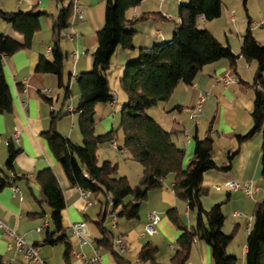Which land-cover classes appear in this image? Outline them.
Segmentation results:
<instances>
[{"label": "crops", "instance_id": "crops-1", "mask_svg": "<svg viewBox=\"0 0 264 264\" xmlns=\"http://www.w3.org/2000/svg\"><path fill=\"white\" fill-rule=\"evenodd\" d=\"M188 1L190 0H143L139 6L127 12V16L131 19L150 13L156 15L134 26L136 29L133 37L134 49L119 46L113 55L109 80L112 88L117 87L118 92H115V101L97 105L96 132L98 134L106 133L118 126L120 106L117 107V101L122 99L123 104L127 101L126 94L124 95L121 91V79L127 62L137 58L141 48L170 40L180 25V5ZM240 1L223 0L221 15L218 18L212 21H207L203 17L199 19L202 28L209 29L222 43L229 44L239 56L236 66L233 68L227 59L207 64L199 72L192 85L181 82L169 100L160 102L149 108L147 112L165 129L172 131L177 145L186 149L184 167L194 155L195 138L197 136L205 138L208 134L213 136L212 153L218 168L208 170L204 174L203 184L209 188V193L204 196L203 203L209 209L215 203L225 201L223 204L226 215L224 231L232 233L236 229L235 237L227 251L241 257V261H246L249 220L253 217L256 203L264 199V185L263 183L261 185L263 180L261 165L263 132L256 133L242 143L237 139V135L248 133L253 126L251 111L254 107L255 93L252 83L256 63H248L242 56L241 49L243 36L249 27H252L255 37L264 43V0H247V4L251 6L247 13L249 23L244 30L243 24L244 27L246 24L243 22L244 19L241 20L240 30L242 28L244 32H238L236 38L226 33V26L230 22H238L239 18L235 9L239 8ZM70 2L71 0L64 2L58 0H0V9L7 12L33 8L47 12L40 18L41 27L35 33L32 45L21 48L4 58L5 72L13 96V110L0 113V168L6 169L11 141L19 149V153L14 162L15 170L9 171V175L11 178L15 175L24 177L15 183V187H19L18 191L14 190V186H7L0 191V223L16 230L28 244L36 246L40 257L47 264H87L79 254L84 253L86 257H90L92 252L89 248H85L86 245L80 246L75 236L73 237L76 243H73L70 237L72 232L68 228L71 223L78 221H85L87 226L90 222L94 224L93 220H97L102 212L101 203L96 197L93 195L86 197L78 187L70 185L44 136V132L51 129L54 124L53 115L61 114V117L55 121L57 130L74 142L82 143L83 141L80 129L78 131L76 127V122L79 125L80 113L77 111L78 102L74 99L75 95L78 99L80 98L79 75L93 68V52L98 46L97 32L106 21L107 0H80L83 18L71 24L61 40V47L66 55L63 80L70 87L71 97L66 98L65 89L60 86V79L56 74L37 71V65L42 56L48 59L54 57L53 23L61 9L68 6ZM0 32L20 43L25 42L24 35L17 31L12 23L5 21L1 15ZM219 34H225V40L221 39ZM230 71L236 73L240 81L226 85L219 78ZM201 92L206 93V98L202 111L197 112L195 108ZM70 105L74 106L73 111L68 109ZM121 136V146L116 137L114 141L117 148L112 147L114 142L112 141L109 145H104L99 149L100 163L104 160L117 163L118 174L127 176L130 183L132 182L129 174L124 169L126 165L129 168H135L137 181H139L143 166L138 161L129 158L128 152L123 148L124 133ZM112 148L117 149L115 157L110 154L113 152ZM236 151L237 153L230 159V154ZM45 168L54 170L64 190L66 207L62 210V223L72 243V260L69 263L64 257L65 249L59 247L62 243L43 242L47 230L53 229L51 210L48 206H42L39 203L40 186L35 178L38 172ZM230 180H237L241 186L236 189L229 188ZM174 183V174H169L164 179L162 188L150 191L148 199L142 204L144 209L141 206L140 217L142 214L145 220L143 225H146L149 222L150 213L156 212L161 215L162 222L158 225V231L164 232L176 242L181 232L170 220L168 210L177 208L182 217L186 214L189 218L187 223L189 226L196 224L197 216L190 212L187 202L177 198L173 189ZM245 183L251 185L254 190L252 196L243 189L242 186ZM42 210L46 213L41 214ZM87 218L92 221H88ZM111 218L108 210L105 222L108 228H110L108 222H111ZM245 223L246 227H244ZM114 234L115 236L122 234L127 240L128 234L125 232H114ZM237 238L241 245L236 246L234 243ZM152 242L159 247L158 261H161L163 246L161 242ZM94 244L96 245L95 242ZM162 244L165 243L162 242ZM114 246L117 250L115 244ZM142 246L140 245L134 260L124 255L125 251H131L130 245L126 244V249L122 253L117 252L127 260V264H133L137 259L140 260L139 253ZM99 248L104 264H119L109 251L103 252L102 248ZM169 248L174 249V244L170 243ZM193 250L199 255L200 261H204L203 264L208 261L213 262L211 248L206 242L197 241ZM0 254L14 264H32L16 248L15 240L5 233L2 226H0ZM60 255L65 261H57ZM189 261V264H194L191 261L197 260L190 258ZM140 264L150 263L140 260Z\"/></svg>", "mask_w": 264, "mask_h": 264}, {"label": "trees", "instance_id": "trees-1", "mask_svg": "<svg viewBox=\"0 0 264 264\" xmlns=\"http://www.w3.org/2000/svg\"><path fill=\"white\" fill-rule=\"evenodd\" d=\"M64 2L65 0H58ZM143 0H107L106 21L98 34V46L93 52V68L78 77L80 98L77 111L80 113L79 129L82 143L64 137L55 127V121L61 114L53 115L54 124L44 132L47 143L60 163L70 185L90 190L102 206V212L94 225L100 233L96 243L109 251L119 264H127L114 246L115 234L105 224L108 210L111 208L117 217L129 220L140 218L141 206L150 191L162 188L164 179L174 174V192L178 199L187 202L190 212L196 214L197 222L189 226L184 222L177 208L168 210L170 220L181 232L174 246L170 264H188L197 241L206 242L211 248L214 264H238L239 258L227 251L235 237L224 231L226 215L223 210L225 201L215 203L211 208L204 206L203 198L209 188L203 184L204 174L218 168L212 150L214 138L208 134L205 138H195V151L186 167L183 160L186 149L177 145L173 132L165 129L147 110L170 99L177 86L183 82L192 85L207 64L227 59L234 68L239 56L229 44L222 43L209 29L199 26L203 17L212 21L221 15L223 0H190L179 8L180 25L171 40L143 47L137 58L131 59L125 66L121 87L127 95L123 106L119 128L106 133L96 132L97 105L113 102L116 94L109 80L112 58L119 46L134 49V26L155 13L131 19L127 16L130 9L136 8ZM246 7L247 0H243ZM47 14L45 10H18L7 12L0 9L1 17L12 23L25 37L20 43L0 32V113L12 112L13 96L8 82L4 58L17 50L30 47L35 33L40 29V18ZM73 14L72 0L61 9L53 23V59L40 58L37 71L54 73L60 79V86L65 89L66 98L72 92L64 83V62L66 55L61 47L65 31L71 26ZM242 56L248 63L255 62L254 107L251 111L253 126L244 135H237L240 143L263 132L261 165L264 181V43H261L249 27L242 39ZM122 130L125 136L123 148L128 156L143 166L142 175L133 185L127 176L118 174V164L111 160L100 163L99 149L105 142L116 139ZM19 149L9 142V158L6 169L0 168V191L7 186H15L19 179L11 178L9 171H14V162ZM237 153H231L230 159ZM35 181L40 186L39 203L51 210L53 229H48L44 243L65 245L64 257L72 260V243L62 223V210L66 207L64 190L52 168L38 172ZM110 199L113 203L110 204ZM227 200V198H226ZM46 211L42 210L41 214ZM88 221H91L87 218ZM246 264H264V199L256 203L252 225L247 237ZM159 247L152 241L146 242L139 253L141 261L158 264ZM0 264H14L0 254Z\"/></svg>", "mask_w": 264, "mask_h": 264}, {"label": "built area", "instance_id": "built-area-1", "mask_svg": "<svg viewBox=\"0 0 264 264\" xmlns=\"http://www.w3.org/2000/svg\"><path fill=\"white\" fill-rule=\"evenodd\" d=\"M73 4V14L71 16V24H73L76 20L83 18V12L80 6V0H72ZM77 57V54H76ZM222 80L226 85H229L234 82H239L240 78L239 76L234 73L233 71H230L226 74L221 75L219 78ZM206 98V93L201 92L198 97V103L196 106V111L201 112L203 109V103ZM69 110L73 111L75 108L73 105H70L68 107ZM112 147L117 148V144L114 141L112 143ZM229 188L236 189L239 188L241 185L237 180H230L228 183ZM243 189L245 192L252 196L254 194V190L252 189L251 185L248 183H245L243 186ZM82 194L86 197H90L92 195V192L90 190H84L79 188ZM14 190L18 191L19 187L14 186ZM113 203V200L110 199V204ZM109 214L111 215V223L113 226L117 225V214L115 211H113L111 208L109 209ZM162 222V217L156 213L152 212L149 214V222L146 223L144 231H142V236H146L147 234L153 235L157 232V226ZM252 225V218L249 220L248 224V230H250ZM0 226L4 228L5 233L13 238L15 240V246L16 248L23 253L24 257L28 259L32 264H47L44 259L40 257L39 250L36 246L28 244L18 233L16 230L11 229L8 226L3 225L0 223ZM69 231L72 232L74 236L77 237L78 243L80 246L84 245H90L91 247V256L86 257L84 253H80L79 256L86 261L87 264H104L103 262V256L101 254L100 248L94 244V242L90 239V232L88 230L87 223L85 221H78L71 223L69 228ZM114 244L117 247V251L119 253H122L126 249V243L125 239L122 234L116 235L114 237ZM133 264H140V260L137 259ZM163 264V263H158ZM189 264V263H188Z\"/></svg>", "mask_w": 264, "mask_h": 264}, {"label": "rangeland", "instance_id": "rangeland-1", "mask_svg": "<svg viewBox=\"0 0 264 264\" xmlns=\"http://www.w3.org/2000/svg\"><path fill=\"white\" fill-rule=\"evenodd\" d=\"M250 7L251 6H249V3H248L247 4V9H246V7H245V5L243 3V0L240 1L239 8L235 9V13L237 14V17L239 18V20H238L237 23H231L230 22L229 25L226 26V33H228V35L232 34V35H234L237 38L238 37V35H237L238 32H244V31H242V28L240 30V25H241V20L242 19H244L243 22H245V24H246L245 27H244V24H243V29L246 30L247 25L249 23V18H248V14L247 13H249L248 8L250 10ZM201 25L202 24L199 22V26H201ZM201 28H202V26H201ZM219 37L221 39L225 40V34H223V35L219 34ZM172 38H173V35L170 38V40ZM114 76L116 77V73L114 74ZM114 91L118 92V88L117 87L114 88ZM121 91H122V93H124V95L126 94L123 91V89ZM74 100H75V102H78V100H79L76 95H75V99ZM122 102H123L122 99H119L117 101V107L120 106V110H119L118 118H117V120H119V123H118V126L116 128H119L120 123H121L123 106L125 104V103L123 104ZM76 127H77V129L79 131L78 122H76ZM116 128H114V129H116ZM117 134H119V136L117 137L118 138V144L121 146L122 145L121 144V141H122L121 140V137H122L121 135L123 134L122 130H119ZM105 143L102 144L101 147H104V145H109V143H111V142L109 141V142H105ZM112 150H113V152H110V154L113 157H115L117 155V149H113L112 148ZM120 160H123V159L120 158ZM124 170H125V172H127V174H129L130 180L132 182L131 184H133V185L137 184L138 181H137L136 169L135 168H133V169L129 168L126 165ZM262 183L264 185V181L263 180L261 181V185H262ZM143 207H144V205L142 206V208ZM183 219H184V222L187 224L188 221H189V218H188V216L186 214H184ZM91 221H92V219H91ZM191 221H192V218H191ZM143 223H145V220H144V217L141 214L140 218L132 219V220H129L128 218H125V217H120V218L117 219V225L116 226H113L110 221L108 222V226L110 227V229H112L113 232L119 233L120 231H122V232H125L126 234H128L127 240H125V242H126V244L128 246L130 245V248H131L130 250L131 251H129V250L125 251L124 255L126 254V256L129 257L130 259L134 260L136 258V255H137V253L139 251L140 245H144L148 241H155V242H161V245L163 246V251H161V257L162 258H161V261H159V262H161L163 264H170V260L169 259H170V256L172 254V251L174 249L173 248L170 249L169 248V244L173 243L174 246H175V241L173 239L171 240L170 237L166 236L164 234V232L158 231V226H157V232L155 234H153V235L147 234L146 236H142L141 232H142V230L144 231L145 226H146L145 224L143 225ZM244 227H246V223H245ZM88 229H89L90 234H91L90 239L96 243V237L99 234V231H97L96 227L94 226V224L92 222L89 223ZM245 229L246 228H244V231H246ZM73 236H74L73 234H70V237H71L73 243H76V239ZM235 241L236 242H234V243H236V246L241 245L239 238H237ZM162 242L165 243V244H162ZM96 245H97V243H96ZM86 246L87 247H85V248H89V250L91 251L90 245H86ZM59 247H60V249H65L63 244H60ZM102 250H103V252L106 251L105 249H102ZM90 251L87 250V252H90ZM238 258H239L238 264H242V263L246 264V261H241V257H238ZM191 259L197 260V261H191L194 264H203L204 263V261H200L199 255L196 252H194V250L192 251ZM57 261H65V260L63 259V256L61 257V255H60L59 258L57 259ZM206 264H214V263L212 261H208Z\"/></svg>", "mask_w": 264, "mask_h": 264}]
</instances>
